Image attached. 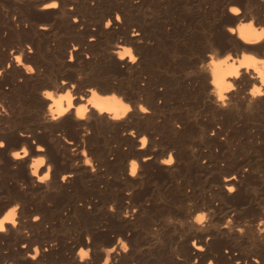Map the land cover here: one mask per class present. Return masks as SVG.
Masks as SVG:
<instances>
[{
    "label": "bare ground",
    "instance_id": "1",
    "mask_svg": "<svg viewBox=\"0 0 264 264\" xmlns=\"http://www.w3.org/2000/svg\"><path fill=\"white\" fill-rule=\"evenodd\" d=\"M0 145V264H264V0H0Z\"/></svg>",
    "mask_w": 264,
    "mask_h": 264
},
{
    "label": "rangeland",
    "instance_id": "2",
    "mask_svg": "<svg viewBox=\"0 0 264 264\" xmlns=\"http://www.w3.org/2000/svg\"><path fill=\"white\" fill-rule=\"evenodd\" d=\"M152 8L153 7H150V8L148 7V9L150 11L148 12L147 9H145L146 10V11L144 10L145 11V14H143L145 16L148 15V14H150V17H149V15L146 16V18H143L141 16H138V19H141V20H142V18L143 19H146V20L149 21V22L146 21L149 24H151V23H153V24L155 23L156 24L157 22L159 23L160 22V19H161L160 14L154 13V9H152ZM142 13H144V12H142ZM154 14H156V15H154ZM154 17H156V19ZM178 23H179V27H180L181 30H184L185 31L188 28L190 29V26H189L188 22H186V21L179 22L178 21ZM146 26H147V24H146ZM190 54H192V55L190 56ZM193 55H194L193 54V51L190 48L189 50L186 51L185 58L187 60H189V57L190 58L194 57ZM180 98H178L172 104V107L171 108L165 110V112H163L162 117H159V119H162V118L168 119V117L170 118L172 116H178V117L181 116V117H184L185 120L186 119L189 120V123L191 124V125H189V126H191L189 128H195V125H196V122L195 121L202 122V123H204V121H205V123H208V122L211 121V115H210V113L207 112L205 109H202L201 106L199 105V102H197L194 99H192L191 95H182V97H180ZM186 98H187V100H186ZM190 99H192V100H190ZM245 145H246V147H245ZM248 146H250V145L249 144H244V145L243 144H239V145H233L232 148H234V147L235 148H238V149H240V151L238 150L239 152H241V153L243 152L244 153V152H247L248 150H252L251 147H248ZM64 221L57 222L55 228H56V230H58L57 232H59L60 234H65L66 237H69L68 239H70L72 237H76L79 233H81V231L83 230V226L86 223V221L81 220L77 215L76 216L73 215V218L68 217ZM61 225H63V226H61ZM58 264H60V263H58ZM61 264H63V263H61Z\"/></svg>",
    "mask_w": 264,
    "mask_h": 264
},
{
    "label": "snow or ice",
    "instance_id": "3",
    "mask_svg": "<svg viewBox=\"0 0 264 264\" xmlns=\"http://www.w3.org/2000/svg\"><path fill=\"white\" fill-rule=\"evenodd\" d=\"M133 59H134V57H133ZM142 110H143V111H146V109H142ZM0 146H2V145H0ZM198 220L202 221V220H203V216L198 217ZM0 228H2V225H0Z\"/></svg>",
    "mask_w": 264,
    "mask_h": 264
}]
</instances>
